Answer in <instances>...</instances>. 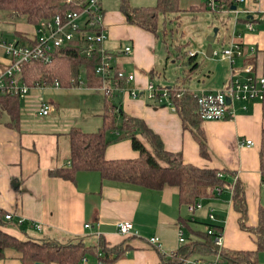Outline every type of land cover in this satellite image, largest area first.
<instances>
[{"label":"crops","instance_id":"0c3cea01","mask_svg":"<svg viewBox=\"0 0 264 264\" xmlns=\"http://www.w3.org/2000/svg\"><path fill=\"white\" fill-rule=\"evenodd\" d=\"M191 1L190 10L205 11L203 6L206 0ZM147 2L148 6L141 7L155 5L152 3L154 0ZM101 6L104 13L102 31L106 36L104 47L116 53L111 64L121 71L134 74L135 79L129 87L140 94L133 99L125 92H116L113 95L116 111L126 117L142 120L159 137L164 151L179 154L183 164L219 171L222 178L227 179V185L216 188L211 197L184 204L179 199L178 190L173 187L157 191L103 181L93 171H77L72 179L51 176V172L70 167L68 134L71 129L78 128L87 133V129L82 127L83 123H79L81 118L73 114L64 116L62 100L75 103L85 118H89L90 114L95 118L104 112L103 93L98 88L88 87L85 78L79 76L77 86L31 87L26 98L16 100L15 119L0 104V212L12 215V221L0 228L19 240L30 238L59 244L79 241L86 247H95L99 239L110 247L125 243L128 249L112 264H164L162 256L168 257L181 245L198 241L199 234L206 231L207 225L220 229L221 249L230 253L255 251V236L242 228L241 215L233 207L232 191L236 183L242 186L246 204L244 227L256 228L259 211L264 210V174L261 165L264 102H234L230 120L203 121L201 127L209 154L208 159H203L196 140L183 127L176 108L174 110L167 103L155 105L144 98L143 90L148 84H153L152 77L157 75L154 72L157 66L154 51L160 35L155 37L150 32L127 24L119 7L118 10L106 12L102 0ZM237 9L243 12L234 13L219 50L233 42L241 46L242 55L231 62L220 56L208 58L217 59L221 64L209 72L205 83L194 88L189 84L199 70V64L193 72H189L191 66L188 65V70L177 77L175 86L182 84L183 88L195 95L201 91L219 90L232 77L242 81L251 76L264 78V0H243L237 3ZM217 13L232 17V12L226 9ZM246 14L252 17V32H248L246 25L238 21ZM163 16H160L158 25L164 26L166 23L161 22ZM5 26L11 27L13 36L11 39L5 38L0 33V37L8 42L22 39L29 44L36 36L37 25L26 24L23 19L2 16L0 29ZM122 44L132 48L131 55L121 53ZM9 62V58L0 53V66L4 67ZM247 66L252 68L251 73L245 72ZM40 98L52 106L47 117L36 116L37 100ZM120 120L118 117L117 126H121ZM123 135V139H118ZM137 138L147 150L152 151L143 137L137 134ZM106 139L109 141L105 150L107 160L138 159L139 155L131 148L130 139L119 130L108 131ZM246 140L253 145L241 146L240 143ZM159 163L166 167L164 163ZM193 204L200 207L190 213L188 207ZM210 215L213 220L209 219ZM19 219L23 220L20 226L16 223ZM123 221L132 223L137 237L124 239L117 234L116 225ZM37 225L41 226V230L36 229ZM86 225L89 227L85 228ZM180 232L185 240L183 244L179 242ZM153 237L159 239V248L148 244ZM84 258L88 264H98L94 255ZM199 258L193 256L189 260ZM203 259L211 262L214 257ZM82 260L79 264H82ZM0 264L32 263H24L13 250H6L4 256L0 257ZM221 264L238 263L224 261ZM257 264H264V251L258 253Z\"/></svg>","mask_w":264,"mask_h":264},{"label":"trees","instance_id":"16d2710c","mask_svg":"<svg viewBox=\"0 0 264 264\" xmlns=\"http://www.w3.org/2000/svg\"><path fill=\"white\" fill-rule=\"evenodd\" d=\"M216 1L220 5H224L228 11H231V7L235 5L234 0ZM83 5H85V0H70L69 4L66 3V0H0V17L23 19L26 24L37 25L40 21L51 19L58 14L80 12L84 8ZM100 7L102 9L101 3ZM203 9L213 12L206 5L203 6ZM119 11L127 24L150 32L156 37L159 34L160 16L179 13L180 8L179 0H157L153 7L146 8H134L130 6L129 0H120ZM101 13L104 15L103 9ZM248 17L249 15L246 14L238 21L243 24L252 22V18L248 19ZM17 41L23 45L28 44L24 43L22 39H17ZM33 42L28 45H32ZM51 57L49 63L30 62L26 64L21 73V81L29 88L40 84L52 86L55 82L58 83L59 88H67L77 86L79 76L83 74L88 87L98 89L101 87V79L95 74L98 58L83 56L79 43H71L59 48L52 53ZM195 59L196 55H191L187 60V64L191 66L189 72L195 71L198 67ZM171 92V101L182 118L183 127L192 133L198 144L200 156L203 159H208L206 139L201 127L203 121L197 113V103L193 94L183 88L182 84L173 85ZM103 98L104 112L101 128L93 133H85L78 128L71 129L68 134L70 167L51 172V176L72 179L77 171H93L97 172L103 181L126 183L157 191L165 187H173L178 190L179 199L184 204L194 203L203 197H211L216 188L227 185V179L220 177L219 171L199 169L183 164L179 154L173 155L165 152L159 137L142 120L126 117L122 112L116 111L113 96L103 95ZM16 100L19 98L12 97L7 92L0 94V104L13 119L17 117ZM118 117L121 119V126L116 125ZM116 130L130 139L131 148L138 153V159L110 161L105 158V150L109 145L106 133ZM137 134L148 141L151 152L137 138ZM261 146V165L264 174V131ZM159 162L164 163L166 167L161 166ZM232 195L233 207L241 215L242 228L255 236L256 250L230 253L218 248L206 231L211 228L214 233H218L220 229L207 225L206 231L199 234L198 241L181 245L176 252L168 257L162 256L164 264H183L184 259H190L193 256L200 257L199 260L202 261L208 256L217 258L216 264H221L224 261L257 264L258 253L264 251V210L259 211L256 228L244 227L246 204L240 184L234 185ZM4 217L5 214L0 212V227L8 223ZM124 244L110 247L102 239H99L95 247H86L79 241L59 244L30 238L19 240L6 234L0 228V257L4 256L6 250H13L24 263L79 264L86 255H94L101 264H112L128 249V246H124ZM98 254L101 256L98 257Z\"/></svg>","mask_w":264,"mask_h":264},{"label":"built area","instance_id":"2783aa9c","mask_svg":"<svg viewBox=\"0 0 264 264\" xmlns=\"http://www.w3.org/2000/svg\"><path fill=\"white\" fill-rule=\"evenodd\" d=\"M243 0H234L236 10L232 11L235 14L242 13V10L237 9V3ZM70 3V0H66ZM101 0H85V5L80 12H68L64 15H55L51 19L42 20L37 24L36 36L32 45L20 44L17 40L6 41L0 37V53L5 54L10 62L2 67L0 66V94L7 92L12 97L26 98L30 88L21 81V73L23 67L30 62L49 63L52 53L63 48L71 43H79L81 54L87 58L96 56L98 63L95 67V74L101 79V87L99 90L106 96H113L116 92H125L133 99L140 96L139 92L129 87L135 79L134 74L117 70L111 64L116 53L109 52L105 47L106 36L102 31L103 15L100 7ZM205 5L214 13L224 10V5H220L216 0H206ZM246 30L252 32L254 26L251 22L245 24ZM240 36V34H239ZM121 53L123 55H131L132 48L126 46ZM242 55V48L239 44L230 43L225 49L220 52L213 51L212 56H220L222 59L232 61L235 57ZM191 56V55H190ZM252 68L247 66L246 73H251ZM46 85H35V88H42ZM52 87L59 88L57 82L52 84ZM144 91V98L155 104L161 105L167 103L175 107L171 101L172 87H155L153 84H148ZM197 103V113L202 121H223L230 120L233 117L232 105L234 102H263L264 101V78L251 76L245 80L239 78H231L230 81L221 89L209 92H198L193 95ZM227 99L230 101L227 104ZM52 110L51 104L43 99L37 100L36 116L47 117ZM241 146L250 147V140L242 141ZM220 177H222L220 175ZM199 205H191L188 207L190 213L199 208ZM7 222L12 221V215H5ZM213 220V216H209ZM17 225L23 223L19 219ZM86 225L85 228H88ZM36 229L41 230V226L37 225ZM117 234L122 237H137L133 225L129 221L119 222L116 225ZM206 233L212 237L213 243L222 248V233H214L213 229L208 228ZM179 242H185L182 232L179 234ZM148 244L159 248L160 242L157 237L150 238ZM101 254H98L100 257ZM217 258L211 262L195 259L190 261L184 259L183 263L190 264H216ZM82 264H88L87 259L82 260ZM98 264H101L98 261Z\"/></svg>","mask_w":264,"mask_h":264},{"label":"rangeland","instance_id":"374dc122","mask_svg":"<svg viewBox=\"0 0 264 264\" xmlns=\"http://www.w3.org/2000/svg\"><path fill=\"white\" fill-rule=\"evenodd\" d=\"M155 1L152 3L155 4ZM102 3L106 12H110L112 9L118 10L120 0H102ZM129 3L135 7L148 6L147 0H129ZM192 4L191 0H180L179 7L181 11L179 13L166 14L161 18V22L166 23L164 26L159 25L161 39L158 41L157 48L154 51L157 64L154 72L157 75L152 77L151 82L155 87H172L178 80L177 77L188 70L187 60L190 55H196L195 60L199 64V70L190 81L189 86L191 88L205 83L209 72L221 64L217 59H208L206 57L208 39L214 36L216 31L217 38L212 45V49L220 52L221 39L226 36V29L230 27L235 12L230 11L232 12V17L229 16L230 18H227L229 14L219 15V13L209 11L197 12L190 10L189 7ZM227 24L228 26H226ZM0 33L5 38L11 39L13 36L12 29L8 26L0 29ZM124 45H121L122 50L125 47ZM83 77L84 75L82 74L81 78ZM62 103L65 106L64 116L73 114L81 118L79 123H83L82 127L87 129V133L96 132L101 128L102 115L94 118L90 114L89 118H85L84 114L81 113V109H77L78 106L75 103L70 104L67 100H62ZM99 121L101 122L99 123Z\"/></svg>","mask_w":264,"mask_h":264},{"label":"water","instance_id":"95a60500","mask_svg":"<svg viewBox=\"0 0 264 264\" xmlns=\"http://www.w3.org/2000/svg\"><path fill=\"white\" fill-rule=\"evenodd\" d=\"M231 10L235 11L236 10V6H232ZM251 18H252L251 16L248 17V19H251ZM215 38H216V31L214 33V36H212L211 38L208 39V45H207V48H206V57L207 58H211L212 57V52H213L212 44L214 43ZM229 103H230V101L227 99V104H229ZM123 138H124V135L120 136L118 139H123ZM36 264H38V263H36Z\"/></svg>","mask_w":264,"mask_h":264}]
</instances>
